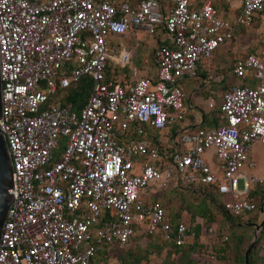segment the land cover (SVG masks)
Segmentation results:
<instances>
[{"label": "built area", "instance_id": "1", "mask_svg": "<svg viewBox=\"0 0 264 264\" xmlns=\"http://www.w3.org/2000/svg\"><path fill=\"white\" fill-rule=\"evenodd\" d=\"M219 1L0 0V132L14 200L0 232V264H103L95 259L140 237L157 238L163 251L191 246L202 222L171 224L155 199L167 189L202 196L203 187L231 217L256 210L248 195L264 177L249 152L264 143V45L232 62L230 76L248 84L224 91L216 109L208 100L219 125L180 126V83L197 78L200 59L239 28L264 25V0ZM213 3L226 8L218 13ZM158 27L164 44L153 53L154 77H105L110 62L123 66L113 38ZM84 76L88 98L70 110L55 94ZM226 241L209 225L193 262L224 264L209 247Z\"/></svg>", "mask_w": 264, "mask_h": 264}, {"label": "rangeland", "instance_id": "2", "mask_svg": "<svg viewBox=\"0 0 264 264\" xmlns=\"http://www.w3.org/2000/svg\"><path fill=\"white\" fill-rule=\"evenodd\" d=\"M135 1V0H134ZM193 1V0H191ZM197 1V0H196ZM161 3L167 4L169 0H160ZM221 2V0L219 1ZM236 3L233 2L230 4L228 8L229 17H234L237 15V12L232 8V5ZM161 38V33L155 32L152 35H144L143 45L137 47L139 50V54L142 58H146L150 55L151 50L153 49L150 44H153L154 41L156 42L158 39ZM113 42H117L115 38L112 40ZM147 41V42H145ZM149 42V43H148ZM121 43H126L128 45H132L131 42L127 41L126 38L121 39ZM264 45V25H258V23L252 24L247 28H239L236 32H234L233 37L229 44L220 45L216 48L208 58L200 59L197 63V67L203 71V76H200V81L197 84L198 93L196 94L197 97H200L202 100L205 99L207 96H211V99L214 101L215 109L218 107L220 102V94L223 89L227 85H236L239 82L233 79L230 76L232 62L236 60L242 61L247 52L250 50H257L259 47ZM151 73H153V66L150 68ZM150 73V72H147ZM131 75V74H130ZM138 77V74L135 76ZM223 78L221 83H217V78ZM225 80V81H224ZM197 82V81H196ZM195 81H183L182 82V89L186 93V99L189 98V93L191 90L195 88ZM227 82V83H226ZM223 83L225 84L223 86ZM211 92V93H210ZM63 93L56 97V99L61 100ZM63 101V100H62ZM192 101V99H191ZM65 102V101H63ZM204 103H200L199 106H204ZM199 110V109H197ZM199 113L202 111L199 110ZM216 113L212 111L211 114ZM205 125H203L204 127ZM249 156L251 161L254 163V169L259 176L264 177V143H254L251 145ZM241 187V182H238V188ZM161 193H165L167 199H163L164 202V209L167 212V204H169L174 211L179 213L178 217H182L185 221H189V226H192L195 221L198 219L201 221V217L199 215H195L192 217L191 212L195 208V203L198 201L197 199L193 200L192 194L186 192H180L175 194L173 191H163ZM261 192L257 193L260 196ZM154 196V195H152ZM159 198V201L162 199L159 197V194L155 196V199ZM192 200V201H191ZM222 202H227L228 198L223 196L221 197ZM257 201V200H256ZM192 202V203H191ZM261 204V203H260ZM209 210V214H206V223L212 224L216 227L222 226L223 231L227 232L228 229L226 225L222 222L221 216L217 213L216 210H211L208 207L204 206ZM167 209V210H166ZM201 209V206L196 207L194 210ZM264 213V207H263ZM260 207L258 210H253L251 212H243L236 218H232L230 220V239L233 241H238L241 237V241L239 242V246L237 247V252L242 254L243 251L246 249V243H250L253 237L254 228L253 226L258 225L260 223ZM202 222V221H201ZM223 223V224H222ZM253 225V226H252ZM258 233L255 236V242L257 239ZM264 237V233L260 234L258 237V241L262 240ZM135 242H139L138 238L135 239ZM257 243L254 242V255L257 253L256 247ZM141 242V241H140ZM248 246V245H247ZM165 252L162 251L160 254H153V253H146V248L140 249L134 245L128 248H112L110 250V254L106 257L103 264H181L179 262V255H175L173 252L165 256ZM198 252H194L192 256L195 258ZM244 253V252H243ZM252 256V253H251ZM255 261L257 260L256 258Z\"/></svg>", "mask_w": 264, "mask_h": 264}, {"label": "trees", "instance_id": "3", "mask_svg": "<svg viewBox=\"0 0 264 264\" xmlns=\"http://www.w3.org/2000/svg\"><path fill=\"white\" fill-rule=\"evenodd\" d=\"M160 2V0H159ZM161 3V2H160ZM164 4V3H161ZM168 4V3H167ZM213 7L215 8V10L219 13L221 11L225 10V6H223V4L221 3H213ZM158 29L160 30V32L162 34H164L163 30L158 27ZM242 30V28H240ZM249 52H253V50H250ZM203 73V72H202ZM120 75H124L126 78L129 75L126 68L124 67H118V66H110L107 65L106 70H105V77L108 79H113L116 78ZM202 77L203 74H200ZM232 77V76H231ZM233 79L237 80L239 83L236 85L233 84H229L227 85V87L224 89L225 91L228 90L230 87L232 86H243L248 84V81L246 79H237L235 77H232ZM89 91V78L87 76L81 77L76 83L71 84L68 88H66L63 92H57L55 94V98L60 96L63 93L62 99L60 100L61 104L63 106H67L70 110L76 111L79 110L84 103L86 102L87 98H88V93ZM65 102H63V101ZM204 120H206L205 115H202V121L199 125V127L203 126V122ZM208 126L210 127H214L217 126L216 124V120L217 118L213 117V115L208 117ZM206 120V121H207ZM177 126H172L171 127V131H175L177 130ZM133 138H136L135 136H132ZM148 137L151 139H156V134H148ZM202 193L204 195H198L196 193H191V192H187L184 190H178V189H167L165 191H173L175 194H178L180 192H186L189 194H192L193 196V200L197 199L198 201L194 204L195 208L198 206H201V209L198 210H192L193 212H191L192 217L195 215H199L201 217V221H202V228L199 227L198 225H195V227L192 229L193 232L195 233V237H194V241L193 244L191 246L188 247H182V248H174L173 253L175 255H179V262L181 264H197L194 263L192 260V254H194V252H198L197 254H200V251L202 249H204V246L202 245H197L198 242V236L199 234L206 229L209 225V223H206V214H209V210L207 208H205L204 206L208 207L209 209L216 210L217 213L220 214L222 222L226 225L228 231L224 232L223 231V227L219 226L216 227L220 232H223L226 237H227V241L225 242L223 247H220V245L216 244L213 247H209V249H211L212 252H214L217 255V258L220 260H222L224 262V264H228V261H230V259H232L231 261H233V263L235 264H244L243 263V252L242 254H239L237 252V247L239 246V242L241 241V237L238 241H233L230 239V233H229V229H230V220L232 218H236V217H231L225 214V212L222 210V206L220 205L218 198L211 192L206 190L205 188H200ZM261 192L260 196L257 195L258 192ZM163 192V191H161ZM159 192V197L162 198L159 201V198H156L160 204L162 205V207L164 208V205L162 202H164L163 199H167L165 197H167L165 195V193H161ZM249 199H251L255 204H256V210H258L260 203H264V186H256L253 187L252 190L249 192L248 195ZM257 200V201H256ZM192 201V200H191ZM192 203V202H191ZM167 216L171 222V224L175 223L176 218H178L179 213L177 211H174L173 208L167 204ZM166 209V210H167ZM238 217V216H237ZM222 223V224H223ZM264 233V220H263V224L261 226V229L258 233L256 242L258 241V237L260 236V234ZM136 240H133V245L140 248V249H144L146 248V253H153V254H160L163 249H164V243H160V241L157 238H152V237H140L138 238L139 242H135ZM141 241V242H140ZM260 241V240H259ZM258 241V243H259ZM248 242L246 243L247 247ZM116 248V247H115ZM252 253V256H251ZM110 253H108L107 255H103V256H99L98 258L95 259V262H102L104 263L106 257L109 255ZM171 254L170 251L165 252V256ZM254 246L252 247V249L249 252V256H248V260H249V264H254Z\"/></svg>", "mask_w": 264, "mask_h": 264}, {"label": "crops", "instance_id": "4", "mask_svg": "<svg viewBox=\"0 0 264 264\" xmlns=\"http://www.w3.org/2000/svg\"><path fill=\"white\" fill-rule=\"evenodd\" d=\"M128 1H129V3H135L138 0H135V1L134 0H128ZM158 31L160 32V30L157 28L154 31V33L158 32ZM144 35H148V34H145L142 30H139V29H132L125 36L115 38V40H117V42H120V43H121V39L126 38L127 41L132 43V45H128L126 43H121V48L118 49L119 51L116 54V55H118V59H117V57L115 59H117L118 62L123 66H118L112 62H110L109 65L112 67H114V66L123 67V68L125 67L129 75L132 73V71H135V72H137L138 76H144L145 75V76L150 77V78L154 77L155 64H154L153 53L158 46L164 44V34L161 33V38L158 39L156 42L154 41L153 44H150L148 42L149 46H151L153 48L150 52L148 60H146L147 57L142 58L139 54V50L137 49V47H140L141 45L144 44L142 41L144 39ZM117 42L112 41L113 44H116ZM145 42H147V41H145ZM151 66H153V73H151V71H150ZM147 72H150V73H147ZM202 72L203 71L198 68V70H197V74H198L197 76L198 77L197 78L184 80V81L193 80V81H195V82L197 81V82L195 83V88L190 91L189 98L184 99V102H183L184 113L182 115L183 117H182V120L180 122L181 128L194 129V128L198 127L202 121V115H205L206 120L208 119L209 116L213 115V117L217 118V120H216L217 125H219V123L221 122L218 113L211 114L212 110H209L207 108V102L211 98V96L209 95V96L205 97V99H203V100L200 97L196 96V94L198 93L197 84L199 82H202V81H200V76H201L200 74ZM120 76H124V75H120ZM221 81H223L222 77L219 79L217 78V80H216V82L219 84L221 83ZM182 82L180 83L181 88H182ZM224 85L225 84L223 83V86ZM224 89L220 94L218 93L219 97L225 91ZM183 93L186 96V93L184 92V90H183ZM191 99H192V101H191ZM200 103H204L205 105L199 106ZM197 109L202 111V113H199V110H197ZM206 120H204V122H203V125H205L204 128H209L210 126H208V124H209L208 120L207 121ZM158 135H159V133H158ZM160 135H162V136L167 135V131L161 132ZM254 172L256 173L255 169H254ZM257 175H260V174H257ZM263 220H264V217L260 221V222H262L261 226L263 224ZM260 229H261V227L259 228L257 233H259ZM256 251H257V253L254 255V258L257 259L255 261V264H264V237L257 244ZM231 260L232 259H230V261H228V264H235Z\"/></svg>", "mask_w": 264, "mask_h": 264}, {"label": "water", "instance_id": "5", "mask_svg": "<svg viewBox=\"0 0 264 264\" xmlns=\"http://www.w3.org/2000/svg\"><path fill=\"white\" fill-rule=\"evenodd\" d=\"M13 184L11 180V167H10V160L7 154V149L5 145V141L2 137V134L0 132V232L1 228L5 219L6 211L9 207V205L13 202ZM264 205V203H262ZM260 214L261 219L264 217L263 213V207H260ZM260 222L258 225H255L254 233L252 240L246 247L244 253H243V263L249 264L248 256L249 252L253 247V244L255 242V236L261 227Z\"/></svg>", "mask_w": 264, "mask_h": 264}]
</instances>
